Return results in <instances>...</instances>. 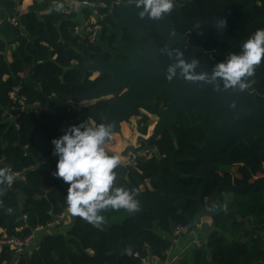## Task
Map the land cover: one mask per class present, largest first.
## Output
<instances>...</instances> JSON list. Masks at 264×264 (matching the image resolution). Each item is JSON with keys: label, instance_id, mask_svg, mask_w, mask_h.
Returning a JSON list of instances; mask_svg holds the SVG:
<instances>
[{"label": "trees", "instance_id": "obj_1", "mask_svg": "<svg viewBox=\"0 0 264 264\" xmlns=\"http://www.w3.org/2000/svg\"><path fill=\"white\" fill-rule=\"evenodd\" d=\"M28 1L0 0V168L21 175L11 184H0V264L15 259L14 251L1 244L5 237L27 239L67 211L68 185L51 175L56 170L51 140L70 125L102 124L112 103L128 89L125 86L114 99L80 108L63 105L76 103L107 82L109 74L93 79V73L85 69L92 61L109 62L111 57L73 36L76 14L56 9L58 0H32L27 11H21ZM126 1L105 0L112 15L104 22L103 41L115 42L108 37L106 25H114L118 3ZM170 16L178 33L189 36L192 48L179 50L182 58L191 57L203 65V52L212 54L214 69L230 55L242 54L243 42L264 29V0H193L174 5ZM12 19H17L18 26ZM221 20L227 21L226 28L219 26ZM123 41L130 42L127 33ZM216 80L225 88L222 78ZM242 82L244 89L239 85L230 88L249 92L250 103L264 107V59L254 75L243 77ZM12 94L17 101L24 100L28 113L12 116L20 110ZM170 102L163 89L153 104L136 113L143 109L162 119ZM54 104L60 106L49 113ZM36 105L47 110L31 111ZM148 122L149 117L142 115L141 138L148 135ZM220 125L219 115L205 116L196 108L190 115L186 111L175 114L170 127L156 140L141 139L139 147H129L125 154L149 149L152 157L137 158L136 165L119 164L114 169L113 187L134 193L136 210H98L97 215L105 218L99 225L75 216L67 233L46 236L40 250L22 255L20 264L165 262L175 231L193 232L200 210L213 205L219 206L213 218L216 231L196 252L195 264H264V135L261 130L246 134L215 157V170L202 192L203 147ZM42 160L49 164L37 167ZM227 196H232L229 203ZM131 252L136 255L125 257Z\"/></svg>", "mask_w": 264, "mask_h": 264}, {"label": "water", "instance_id": "obj_2", "mask_svg": "<svg viewBox=\"0 0 264 264\" xmlns=\"http://www.w3.org/2000/svg\"><path fill=\"white\" fill-rule=\"evenodd\" d=\"M43 3L44 0H39ZM144 13L143 16L140 14ZM114 25L110 27L108 37L115 36L113 45L98 38L95 47L100 48L111 57L110 62L92 61L86 72L100 75L109 74L110 79L97 90L80 97L76 103L97 102L107 100L112 95L124 91L110 106L105 127L115 124L111 138L122 133L123 124L128 123L136 110L144 105L153 104L155 98L166 89L171 102L163 113L151 140L157 137L174 121L175 114L186 111L190 115L196 108L207 116L217 114L221 117V125L208 137L203 147L204 168L202 172V192L212 177L215 157L224 153L235 140L242 141L244 136L258 130L264 135V107L250 103V93L243 90L223 88L221 80L212 79V70L216 62L212 54L203 52L205 64H196L192 75H205L203 81H187L176 69L172 81L165 79L167 69L178 63L177 50L191 49L189 36H181L175 27L170 13L163 14L161 19H154L143 5L137 2L121 4L112 17ZM124 31L130 42H124ZM171 53V57L169 56ZM118 58L125 60L116 61ZM182 58V57H181ZM185 63L196 61L194 58H182ZM36 110H44V106H35ZM21 114L20 110L12 112L13 117ZM105 145V146H106ZM206 213L201 209L199 216ZM209 214V213H206ZM136 255L128 253L125 257Z\"/></svg>", "mask_w": 264, "mask_h": 264}, {"label": "clouds", "instance_id": "obj_3", "mask_svg": "<svg viewBox=\"0 0 264 264\" xmlns=\"http://www.w3.org/2000/svg\"><path fill=\"white\" fill-rule=\"evenodd\" d=\"M138 5H143L154 19H161L163 14L173 10V0H137ZM141 16L144 13L140 14ZM221 28H226L227 21L219 22ZM182 52L177 50L178 63L170 66L165 74V79L172 81L176 69H181V75L187 81H203L206 76L192 75L198 61L185 63L181 58ZM171 57V53H169ZM264 59V29H258L242 44V54L230 55L226 62L215 66L212 79L222 78L224 87L239 85L244 89L242 82L245 76H252L255 69ZM115 124L105 127L99 124L95 127L79 123L63 129V134L51 140L52 155L56 158V170L52 177L68 185L66 204L67 212L78 216L87 222L99 225L105 218L98 216V210L111 209L133 211L137 203L133 194L122 187H113L116 179L114 169L120 164L118 155H109L106 151V140L111 138ZM14 175L10 168H0V184H11ZM111 190V195H109Z\"/></svg>", "mask_w": 264, "mask_h": 264}, {"label": "built area", "instance_id": "obj_4", "mask_svg": "<svg viewBox=\"0 0 264 264\" xmlns=\"http://www.w3.org/2000/svg\"><path fill=\"white\" fill-rule=\"evenodd\" d=\"M59 2L55 4L56 9H63L66 13H75L76 14V21L77 25L74 26L72 29V34L75 37L86 41L90 45L95 46L98 38L100 37V33L103 31L104 22L105 20L112 15V10L105 2V0H94V1H80V0H58ZM193 0H173V4H183ZM137 2V0H127L124 3H118V7L121 4H129ZM75 7H79L82 12V18L78 20V15L75 11ZM12 24L14 26H18L17 19H12ZM12 99L18 103L20 106V111L25 112L29 110V106L26 105L24 100L17 101L16 95L12 94ZM37 106V105H36ZM35 107V106H34ZM34 107H31V111H37ZM152 150H145L142 153H138L136 155L131 154L132 157V165H136L137 158H150L152 157ZM52 158H55L54 156ZM49 164L48 160H42L37 167H46ZM14 179L21 178L20 174H13ZM12 185H10L11 187ZM66 211L62 215L56 217V219L48 225L46 228H39L37 229L34 234L38 231L46 230L48 235H53L58 229L62 227L63 221L66 217ZM34 234L28 237L27 239H19V238H11L8 239L5 237L1 244L2 246H9L11 250L14 251L15 259L11 264H20L22 255L26 253H33L40 250V245H33L34 243ZM186 234V231L183 228H178L175 231V237L173 240V245L176 243L177 239L181 236ZM196 247L198 249L202 248L201 243H196ZM170 251V250H169ZM169 254V252H168ZM167 254V256H168ZM143 264H154V261L150 259L143 260Z\"/></svg>", "mask_w": 264, "mask_h": 264}, {"label": "crops", "instance_id": "obj_5", "mask_svg": "<svg viewBox=\"0 0 264 264\" xmlns=\"http://www.w3.org/2000/svg\"><path fill=\"white\" fill-rule=\"evenodd\" d=\"M31 3H32V0L28 1V3L26 2L22 6L21 11H27ZM77 15H78V20L82 18V12L80 13V15L78 12ZM8 58L11 61L12 59L11 53H9ZM95 76L98 77L99 74L95 73ZM76 104H81V103H76ZM87 104H92V103L88 102ZM63 105L72 108V105H74V103L68 102L67 104H63ZM57 106H60V105H57ZM129 127L132 128L131 125H129ZM131 154L132 153H128L127 155L124 154L125 155L124 157H122L119 154H115V155H118L120 157L121 165L131 166L132 165ZM231 200H232V196L226 197V202L229 203ZM218 207H219L218 205H213L211 206V208H207L206 213H209V214L204 213L201 216H199L196 229L191 233H186L184 235H181L177 239L176 243L172 245L169 251L167 260L165 262H158V261L152 260L154 261V264H195V255H196V252L198 251V248L196 247V243L199 242L202 244V247L205 246L209 236L213 232L216 231L213 218H214V211L218 209ZM63 222H64V227L62 224V227L58 230L60 233L67 232L73 226L75 222V216H72L71 214L67 213ZM47 233L48 232L45 229L42 231L36 232L34 234L33 245H40V243L43 242L44 238L48 236Z\"/></svg>", "mask_w": 264, "mask_h": 264}, {"label": "rangeland", "instance_id": "obj_6", "mask_svg": "<svg viewBox=\"0 0 264 264\" xmlns=\"http://www.w3.org/2000/svg\"><path fill=\"white\" fill-rule=\"evenodd\" d=\"M75 8H76L75 11L77 13L79 12V15H80L81 9L79 7H75ZM113 97H115V95L110 96L109 99H112ZM87 103L88 102H83L81 104H78L79 107H77L76 103H75V105H72V108H80V107H83L86 105H90ZM91 103H95V102H91ZM57 107L58 106L56 104H54V106L50 107L48 112L53 113L54 110L57 109ZM39 111H42V110H39ZM136 114L131 117V119L129 120L128 123L123 124L122 133L120 135L119 134L114 135L112 137L111 141L105 146L106 149H108L114 155L119 154L122 157H124L125 156L124 154H126V151L129 147H139V145L141 143V139H144V140L151 139L152 136L155 134L157 126L159 125V119H157L153 116H151V117L149 116V122L147 124L148 135H147V137L145 136V137L141 138L142 135L139 133V121H140L142 115H144V114L148 115V114L143 109H141ZM129 125H131L132 128H130ZM108 147H110V148H108ZM63 227H64V222H63ZM58 230L56 232H58ZM65 233H67V232H65Z\"/></svg>", "mask_w": 264, "mask_h": 264}, {"label": "flooded vegetation", "instance_id": "obj_7", "mask_svg": "<svg viewBox=\"0 0 264 264\" xmlns=\"http://www.w3.org/2000/svg\"><path fill=\"white\" fill-rule=\"evenodd\" d=\"M106 27H107V28H110L111 26H110L109 24H107ZM104 30H105V29H103V31L100 33V37H101V38H102V36H103V32H104ZM108 33H109V32H108ZM108 33H106V35H108ZM125 33H127V32L124 31V34H125ZM127 35H128V34H127ZM112 37L115 38V36H112ZM102 40H103V39H102ZM115 40H116V38H115ZM105 42H106V41H105ZM109 44H110V45H113V44H114V41H113V42H110ZM122 60H125V59H123V58H118L116 61L119 62V61H122ZM109 62H110V61H109ZM104 63H108V62H104ZM204 64H205V63H204ZM204 64H203V65H204ZM96 74H97V73H96ZM93 75H94L93 79H96V78H99L100 76H102V75L99 74L98 77H95V73H94ZM127 86H128V88H129V85H127ZM122 93H123V92H122ZM114 98H115V97H114ZM114 98H113V99H114ZM115 100H116V99H115ZM194 109H195V108H194ZM147 114H148V113H147ZM144 115H146V114H144ZM147 116H148V117H149V116L151 117L152 115H149V114H148ZM153 117L159 119V123H160V121H161L160 118H158V117H156V116H153ZM146 150H148V149H146ZM140 153H142V152H140Z\"/></svg>", "mask_w": 264, "mask_h": 264}]
</instances>
